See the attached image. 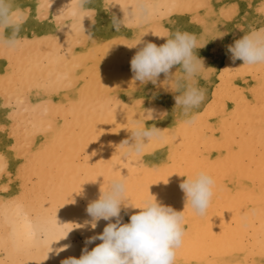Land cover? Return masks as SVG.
<instances>
[{
    "label": "snow or ice",
    "instance_id": "6c2138e0",
    "mask_svg": "<svg viewBox=\"0 0 264 264\" xmlns=\"http://www.w3.org/2000/svg\"><path fill=\"white\" fill-rule=\"evenodd\" d=\"M131 26L140 24L134 9H145L144 24L159 21L162 17L175 11H192L204 8L212 15L211 5L206 2L196 4L180 3L177 0L166 3L151 4V15H147L145 5L135 3H120ZM129 5L131 12L129 13ZM48 0H42L39 9L47 14ZM235 5L230 6L227 13L221 11V16L230 18L235 12ZM73 15L72 8L55 17L59 25L66 16ZM199 20V18H198ZM205 23L204 20H199ZM71 29L76 33V43H81L79 37L82 26L74 20ZM158 35L163 31L152 29ZM207 30V26H206ZM48 44L49 51L44 52L37 48L35 58L29 56L18 61L14 67L15 80L5 77L7 84L4 86V95L8 105L13 111L9 114L13 119V136L17 143L13 149L22 156L25 163L18 169V178L21 181V192L11 201L4 202V221L0 224V264H27L30 260H42L49 250L53 240L62 237L71 224L60 226L55 219L56 209L67 202V197L73 191H79L81 177L94 180L98 175H105L114 166L113 161H100L94 165L88 164V157L83 155L89 134L96 131L95 125L101 122H114L113 100L94 97L86 101V89L81 88V99L77 104L71 105H44L32 106L28 102V95L33 89L45 93H56L61 89L71 88L74 85V72L82 67L86 68L85 79L88 74L95 75V63L86 66L85 58L73 56L68 58L67 53L60 55L62 49L55 36L45 37L44 40L25 41V45ZM22 49V48H21ZM71 45H69V51ZM107 50V46H104ZM12 52H0L8 58L12 65ZM47 61V63H45ZM63 66L65 71L57 72L56 68ZM247 67L236 69L237 73ZM231 75V70L226 69ZM250 71V70H249ZM224 73H221L222 83L218 92L213 94V101L204 113H201L196 122L187 125L183 121L174 129L160 130V135L155 143L150 144L146 150L161 144H169L172 149L169 153V162L160 168L141 169L139 164L133 168L131 161L123 165L128 169L130 184L136 185V190H131L130 195L136 202L149 196L148 185L165 180L172 171L183 174L186 161L178 160L177 154L183 151L190 155L194 162L211 169H221L223 175L219 183L232 179L237 183L235 190H227L228 202L225 205L233 213L229 224H222V231L216 234L210 227L205 226L202 234L196 241L193 230L189 224L190 215L187 207L183 213L185 218V235L183 245L179 252L191 248V252L184 256L185 264L195 260L198 264H220L212 261V256H231L237 253L260 254L264 256V75L256 77L257 84L248 89L252 99H247L239 89L230 84L223 83ZM97 87H102L96 80ZM218 96V99H217ZM13 98L15 104L12 103ZM228 100L234 107L231 112L225 108ZM79 108V110H78ZM37 109H41L42 116L53 115L59 117L64 114L65 123L59 128L54 127L52 120L46 124L41 122L38 127L36 122ZM74 118L72 122L68 117ZM210 116L219 118L218 125L208 122ZM18 117H24L17 120ZM23 126V137L17 135V129ZM38 131L45 133L54 132L52 144H45L40 150L31 151V139ZM219 133L217 136L216 133ZM179 138V140H178ZM178 140V142H177ZM215 149L220 153L215 160L208 155ZM138 158V157H137ZM0 157V171L6 167ZM118 174V173H117ZM247 181L248 183H243ZM9 204L15 206V217L7 215ZM200 217H205L200 216ZM19 221V223H18Z\"/></svg>",
    "mask_w": 264,
    "mask_h": 264
},
{
    "label": "bare ground",
    "instance_id": "6f19581e",
    "mask_svg": "<svg viewBox=\"0 0 264 264\" xmlns=\"http://www.w3.org/2000/svg\"><path fill=\"white\" fill-rule=\"evenodd\" d=\"M14 2L18 8L27 13V19L22 25L19 33L21 38L29 37L32 40L40 41L44 40L45 37L55 36L57 43L62 49L60 52L61 56H64L65 53H67L69 59L73 56L83 57L85 58L86 66L95 63L97 69L95 75L88 74L87 79H85L86 68L82 67L77 69L74 72L75 82L71 88L61 89L56 93H46L45 96L36 91L31 96V102L28 98V102L32 106L44 105L49 102L50 105L53 106L71 104H77L78 106V102L81 99V88L86 89V101L94 97L104 99L111 98L113 100L112 107L115 110L114 122L97 123V130L94 133V138L92 134H89L88 145H86L83 152L85 156L88 157L87 162L89 165H94L100 161H113V157L115 156L117 158L116 161H113L115 169L120 171L121 175L127 176L128 169L127 167H123V165L128 164L129 161H131L133 168H137L138 164L141 169L160 168L162 165L169 162L170 150L175 151L169 144H161L160 146L146 150L143 155L138 158L135 155L127 157L121 155L123 149L120 148V145L122 143L125 141H127L128 144L134 143V138L132 137L130 130L127 128L130 126L133 118L140 119L141 117H144L146 127H155L161 131L165 129H174L179 123L187 119L182 110L175 107V96L179 95V92L171 91L164 83L166 80L164 73L159 75L155 84L151 81L141 84L140 81L133 80L134 73L131 70L130 61L138 48L142 46L143 42L151 41L158 46L165 42V38L158 36V34L152 30L157 26L162 31L174 32L178 29L188 31L196 34L198 38L203 41L204 46L195 50L198 57L203 58V64L207 70V79L200 80V86L206 89V97L204 102L196 110L198 116L208 109L213 101V94L218 92V86L222 83L221 73H224L223 83L225 86L230 84L232 87L239 89L247 99H252V93H247L246 91L248 85L245 86L242 81L244 76L253 75L255 76L253 78L254 85H256L258 82L256 77H258L257 75L259 73L251 70L249 71L248 68L237 73L235 70L242 68L243 61L240 59L233 61L230 58L231 54L226 52L227 46L233 44L236 35L235 33L232 34V27L234 26V28H236L241 22H246L245 19L253 14V12L245 9L246 6L243 8V0H227L225 3H222L223 5L220 4L219 0H177V2L180 3L192 4L206 2L211 5L213 14L209 15L208 10L204 8H194L192 11H175L162 17L159 21L151 24H144L142 28L128 25L124 26L121 24L119 30H117L116 26L113 24V17L117 20H122L125 12L120 3H130L131 0H90L87 6L95 11L96 22L93 24L87 17L82 20L81 23L84 28V34L88 37L85 38L80 36L79 39L81 43L75 42L77 37L76 33L72 32V22L70 20L65 19L59 25L55 20V17L59 16L62 12L67 11L70 0H48L49 8L46 15L39 9L42 0H14ZM148 2L154 4L172 2V0H148ZM232 5L236 6L234 14L230 18L221 16V9L224 7L228 11ZM226 10H224V12ZM197 11L198 17L196 19L192 18L191 15H194ZM130 12L131 6L129 5V13ZM198 18L199 20L206 21L207 30L205 23L199 22ZM258 22L259 21H257V23ZM141 31H148L142 36V43L134 47H129L135 44ZM69 45H71L70 51ZM105 45L107 46V49L109 48L107 52L104 50ZM38 47L42 48L44 52L50 50L46 42L43 45H32L28 48L25 46L24 49H21L20 51L17 50L18 55H16L14 59L15 66H17L18 61L23 60L24 58L29 56L35 58L37 55L36 49ZM45 63H47V61H45ZM178 67V65L173 66L170 69L169 74H174ZM226 69L231 70V75L225 71ZM55 71L63 72L65 69L61 65L56 68ZM4 74L5 64L0 63V76H3ZM10 78L14 82V69ZM97 79L102 87H97ZM2 82L4 83L0 84L2 89L1 93H4L3 88L7 83H5V79H3ZM2 97H5L4 94ZM3 104L5 105V103H2V105ZM233 107L234 105L232 104V101L228 100L225 104V108L231 112ZM59 117L60 118L53 115L42 116L41 109H37V126L39 127L41 122L46 124L47 121L52 120L54 127L59 128L65 123L64 114L61 113ZM22 119H24V117L17 118L18 121ZM68 119L70 122L74 120L71 116H69ZM208 122L211 125H218L219 118L217 116H210ZM8 129L10 131L9 127ZM41 133L42 131H38L31 139V151L33 152L40 150L45 144H52L55 133L49 132L47 135ZM10 134L13 135L12 133ZM17 135L21 136V138L23 137V126L17 129ZM216 135L218 136L219 133L217 132ZM14 140L17 143L16 138ZM144 142H148L146 137L144 138ZM12 145L15 144L12 143ZM208 155L211 159L215 160L220 153L215 149H212L209 151ZM0 157L4 158L3 162L6 165L4 170L0 171V173L8 171V169L14 167L8 160L9 157L7 158L3 152L0 154ZM177 158L178 160L186 161L184 171L189 170L193 165L204 166L194 162L192 157L186 155L183 151L177 154ZM24 163L25 161L23 157H21L17 161V167H14L16 174V186L14 190L0 197V224L4 221L5 212L2 205L4 202L11 201L13 197L18 196L21 192V181L19 180L17 173L18 169H20L21 165ZM211 170L213 175L217 178L218 184L212 204L206 214V218L191 214L188 216L189 224L193 230L194 241H196L202 234L205 226L210 227L212 232L219 234L222 231L221 225L229 224L232 221L233 213L225 206L228 202V192L225 189L235 190L237 183L232 179H227L223 181V186H221L219 183V177L223 175V171L221 169ZM12 171H14V169ZM0 175L3 176V173ZM80 179L82 180V183H80L79 191L72 192L67 197V202L56 211L58 225L62 226L66 223H72L77 225V227L69 230L66 236L61 239L52 241L49 244V250L44 259L39 261L30 260L27 264H61V260L67 257L74 256L79 258L81 250L85 246L86 238L103 232L104 227L109 221L101 219L97 222L95 228H92L90 224H85V221H91L92 219L86 209L90 202L98 199L101 187L104 183V178L103 176H97L94 180H89L86 177H81ZM185 179L186 177L180 175L178 171H172L166 178V181L162 180L150 184L149 194L159 203L171 206L177 212H182L186 207V199L180 185ZM243 183L246 184L248 182L244 181ZM7 187L8 185H5L3 188L7 189ZM131 190H136L135 184L131 185ZM6 211L9 218L16 219L14 215V205L9 204ZM136 211H139V209L131 207L125 209L122 205L120 213L123 217L122 222H128L131 214ZM112 222H115V218H112ZM73 236L79 238L83 237L84 240L78 239V241H76V239L74 241ZM100 242L101 241L97 239L91 244H88L87 247L91 250ZM66 244L70 245V247L63 251H59ZM191 250V248L184 250L183 254L178 252L176 264H185L184 256L190 254ZM210 259L212 261H219L220 264H264V256L258 253L254 255L237 253L231 256H212ZM189 264H198V262L192 260Z\"/></svg>",
    "mask_w": 264,
    "mask_h": 264
},
{
    "label": "clouds",
    "instance_id": "9594fccd",
    "mask_svg": "<svg viewBox=\"0 0 264 264\" xmlns=\"http://www.w3.org/2000/svg\"><path fill=\"white\" fill-rule=\"evenodd\" d=\"M89 2L90 0H70L69 7L72 8L73 15L66 16L65 19L72 23L78 20L82 26V20L87 17L94 24L95 11L87 6ZM130 3L147 6V15H151L150 5L153 3L148 0H131ZM134 11L136 16L133 19L140 20V24L135 27L142 28L145 9L137 7ZM257 12L264 16V0H261ZM26 19L27 13L18 8L14 0H0V52H15L25 46L26 40L21 38L19 33ZM113 24L117 30L120 29L121 24L131 26L126 15L122 20L113 17ZM241 30L244 34L227 46V51L231 53L230 58L233 61L240 59L243 61L241 67H247L264 75V26ZM148 31H141L135 44L129 47L141 44L142 36ZM81 36L88 37L84 34L83 27ZM158 36L165 38L163 44L158 46L151 41L143 42L131 58L133 80H138L141 84L149 81L155 84L159 75L164 73L166 76L164 83L171 91L179 92V95L175 96V107L181 109L187 117L183 122L192 125L198 117L196 110L206 97V89L200 86V80L207 79V70L203 58L198 57L195 51L204 46L203 41L196 34L179 29L174 32L163 31V34ZM176 65L179 66L177 71L170 75V69ZM114 112L115 110L113 120ZM144 121V117L133 118L130 126L127 127L134 138V143L128 144L125 141L120 145L123 149L121 153L123 157L130 155L140 157L150 144L158 140L160 130L146 127ZM145 137L147 143L144 142ZM179 174L186 177L180 187L185 194L189 213L194 216L206 215L218 184L211 168L193 165L183 174ZM98 176H103L104 183L98 199L87 206L86 211L92 219L85 221V224L95 228L101 219L109 222L102 233L86 238L79 258L70 256L61 260V264H176L185 235L183 215L185 209L177 212L171 206L159 203L150 194L134 202L130 195L131 184L128 175H121V172L115 169V165L108 171L107 179L103 174ZM122 205L125 209L131 207L139 211L132 213L128 222H122L123 217L120 215ZM112 218H115V222H112ZM74 227L69 228L62 237ZM97 239L101 242L89 250L87 245ZM68 247L70 245L66 244L59 251Z\"/></svg>",
    "mask_w": 264,
    "mask_h": 264
},
{
    "label": "rangeland",
    "instance_id": "374dc122",
    "mask_svg": "<svg viewBox=\"0 0 264 264\" xmlns=\"http://www.w3.org/2000/svg\"><path fill=\"white\" fill-rule=\"evenodd\" d=\"M227 0H219V2H220V4H222V3H225ZM260 1V2H259ZM244 3H246V4H244ZM257 3V4H256ZM260 3H261V0H243V8L245 7V9H247L248 11H250V12H253V14H252V16H248L245 20H246V22H241L236 28H234V26L232 27V34L233 33H235L236 35H235V37H234V40H236V39H238V38H240L242 35H243V31L241 30V29H248L249 27H253V25H254V27H260V26H264V16H261L260 14H258V12H257V7L260 5ZM233 4V3H232ZM251 4V5H250ZM255 4H256V6H255ZM223 5V4H222ZM250 5V6H249ZM256 9V10H255ZM224 11V10H226L224 7L221 9V11ZM116 11V10H115ZM228 11L226 10L225 11V13H227ZM198 11L193 15H191L192 16V18H194V19H196L197 17H198ZM255 14V15H254ZM224 17H227L226 15L224 16ZM223 18V17H222ZM259 18H261V19H259ZM249 21V22H248ZM254 21H255V23H254ZM257 21H259L258 23H261V24H258L257 23ZM262 21V22H261ZM258 25H257V24ZM248 24V25H247ZM244 25V26H243ZM246 25V26H245ZM236 26V25H235ZM249 26V27H248ZM241 27V28H240ZM243 27H246V28H243ZM251 27V28H252ZM239 31L240 33H241V36H240V33L239 32H237V31ZM24 40H27V41H33L31 38H29V37H26V38H23ZM27 48L28 47H30V46H32V45H25ZM25 46L22 48V49H24L25 48ZM21 50V49H20ZM20 50H18V51H20ZM18 51H16V52H12V60H13V62H12V65H10L9 64V60H8V58L6 57V56H4V55H0V63H2V64H5V74L3 75V76H0V84H2V83H4V82H2V80L5 78V77H7L8 76V78H10L11 76H12V74H13V69H14V67H15V61H14V59H15V57H16V55H18L17 53H18ZM226 52L228 53V54H231L230 52H228L227 50H226ZM13 54H15V55H13ZM242 61V60H241ZM10 73V74H9ZM10 76V77H9ZM257 76H259V74L257 75ZM251 77V78H250ZM255 76H253V75H250V76H244V79H243V81H242V83L244 82V85L245 86H247V88H246V91L248 90V89H250V88H252V87H254L255 85H254V78ZM252 79V80H251ZM247 80V81H246ZM253 81V82H252ZM5 83H7V80H6V82ZM249 83V84H248ZM250 85V86H249ZM1 87H0V154H2V152H3V154H5L6 155V157L8 158V160L10 161V163L14 166V167H17V161H18V159H20L22 156H20V155H18L16 152L17 151H15L13 148H12V143H14V144H16V142H15V137L13 136V135H11L10 133H12L13 134V123H14V121H13V119H11L10 118V113L13 111V109H12V107H10V106H7L8 105V100H7V97L5 96V97H2V95L4 94L3 92L1 93ZM40 92L41 93V95H43V96H45V92L44 91H39V90H36V89H33L32 90V92L28 95V98H29V100H30V102H31V96L35 93V92ZM251 93L250 91H247V93ZM4 99H5V101L7 102H5L4 101ZM15 100V99H14ZM14 100H12L13 101V104H15V102H14ZM2 103H5V105L3 104L2 105ZM12 110V111H11ZM9 115V116H8ZM58 118H60V117H58ZM7 119V120H6ZM7 122V124H6V122ZM12 122V123H11ZM9 123V124H8ZM5 125H9V126H5ZM8 127L10 128V131H9V129H8ZM3 128V129H2ZM7 128V129H6ZM4 130H5V132H4ZM4 133V134H3ZM8 134V135H7ZM41 134H48V133H45V132H42ZM5 135V136H4ZM7 136V137H6ZM3 137V138H2ZM46 138H47V136H46ZM14 140V141H13ZM12 142V143H11ZM34 142V141H33ZM9 145V146H8ZM7 147V148H6ZM9 147V148H8ZM11 147V148H10ZM2 151V152H1ZM7 151V152H6ZM5 152V153H4ZM84 154V153H83ZM16 155V156H15ZM18 155V156H17ZM85 155V154H84ZM19 163H21V162H19ZM18 163V164H19ZM14 167H11L10 169H8V171H5V172H1L0 174H2L3 173V176L2 175H0V184H3V185H0V197L1 196H3V195H5L6 193H9V192H11L12 190H14V188H15V186H16V174H15V168ZM14 169V171H12ZM13 172V173H12ZM9 173V174H8ZM12 174V175H11ZM2 177V178H1ZM4 177V178H3ZM13 177H15V178H13ZM11 178V179H10ZM15 180V183H14V180ZM11 180V181H10ZM12 184H11V183ZM5 185H8V187H7V189L6 188H3ZM3 189V190H2ZM10 191H9V190ZM73 240L75 241L76 239V241H78V239H80V240H84L83 239V237L81 238H79V237H77V236H73ZM250 261V260H249Z\"/></svg>",
    "mask_w": 264,
    "mask_h": 264
}]
</instances>
